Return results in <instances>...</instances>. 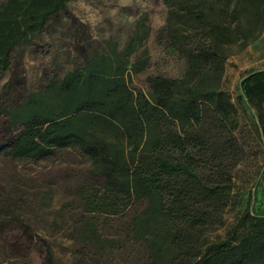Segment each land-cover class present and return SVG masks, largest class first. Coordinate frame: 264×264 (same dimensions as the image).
I'll return each instance as SVG.
<instances>
[{"label": "rangeland", "instance_id": "rangeland-1", "mask_svg": "<svg viewBox=\"0 0 264 264\" xmlns=\"http://www.w3.org/2000/svg\"><path fill=\"white\" fill-rule=\"evenodd\" d=\"M6 1L0 0V5ZM186 6H190V1L70 0L67 12L53 16L30 44H19L13 51V62L0 79V143L11 141L22 127L11 123L6 110L20 106L33 94L44 93L52 82H70V75L85 72L96 58H106L113 77L120 74L135 96H150V76L185 77L190 61L188 51L168 45L166 25L172 9L177 13ZM214 9L219 10H211ZM175 13L172 21L178 45H193L194 37L186 26L195 20L174 17ZM237 22L247 25L248 19L232 23V37L222 46V66L210 74L207 82L210 89L224 87L238 109V127L231 132V147L229 136L221 133L223 137L218 138V125L209 126L211 134H215L212 138L218 140L215 159L210 160L221 161L226 167L234 165L230 199L222 210L211 214L203 227L196 228L189 255L194 251L202 255L208 247L227 242L241 243L254 230L264 229V217L262 221L257 217L264 215V142L255 128L257 120L244 112L238 100L242 79L251 71L264 70V32L254 41L259 25L251 21L255 33L246 35L245 31L235 32ZM188 81L193 83L195 79ZM50 96L52 103L57 100L55 93ZM79 100L75 97L71 101L75 103L70 104L66 117L71 131L104 138L113 152L124 150L128 159L133 146L122 117H101L93 103L78 110ZM204 114L206 120L217 121L211 104H205ZM166 150L171 149L168 146ZM184 153L195 156L197 150L189 147ZM52 161L57 163L49 169L47 165ZM50 179L56 182L53 193L44 196L46 206L39 210L42 186ZM118 191L80 147L60 150L37 161H11L0 155V197L7 196L10 202L0 206V264H47L45 240L61 264H76L83 254V241L99 256L85 253L79 264H148L144 246L127 239L131 225L142 213L143 203L133 202L128 210L116 214L114 201L128 200L125 193ZM102 202L103 210L92 207V203ZM81 210L89 220L86 232L75 223Z\"/></svg>", "mask_w": 264, "mask_h": 264}, {"label": "trees", "instance_id": "trees-1", "mask_svg": "<svg viewBox=\"0 0 264 264\" xmlns=\"http://www.w3.org/2000/svg\"><path fill=\"white\" fill-rule=\"evenodd\" d=\"M69 1L7 0L0 5V79L13 62L15 48L30 44L53 16L67 12ZM188 1L190 6L186 9L170 11L166 25L168 45L188 51L190 61L185 77L150 76V96H135L120 74L113 77L106 58H96L85 72L70 75V82L65 79L52 82L44 93L33 94L20 106L5 111L15 127H22L11 141L0 143V155L11 161H37L60 150L84 149L114 190L128 197L114 201V213L124 212L133 202L142 201L144 208L132 228L129 227L127 239L144 246L148 264H264V229L254 230L238 244L227 242L208 247L202 255L188 252L196 228L203 227L212 213H218L228 204V190L232 186L234 165L226 167L221 161L213 162L218 140L212 138L215 134H211L209 126L218 125V138L223 137L221 133L226 138L229 136L231 147V132L238 127V109L224 87L210 89L207 82L210 74L217 73L222 66V46L232 37L234 21L248 19L247 25L237 22L235 32L252 35L255 33L252 21L259 25L253 40L262 35L264 0ZM213 7L219 10H211ZM174 13V17L195 20L186 26L188 34L194 37L193 45H178L172 21ZM189 78L195 81L191 83ZM238 89L239 103L247 115L257 120L255 128L264 142V70L251 71ZM50 93L57 96L53 103L48 99ZM75 97L77 101L81 98L78 110L93 103L101 117H122L121 123L133 146L128 159L124 150L113 152L104 138L85 131H71L66 117ZM205 104L213 106L218 122L206 120ZM166 146L171 150L167 151ZM189 147L196 149L197 155H185ZM56 163L52 161L47 167L50 169ZM46 182L42 186L39 210L46 206L44 196L52 195L56 184L52 179ZM6 197H0V206L10 205ZM92 204L95 210H103L105 203ZM257 217L260 220L264 215ZM76 219L75 223L86 232L89 220L82 210ZM45 241L46 263L61 264L62 260ZM82 246L79 252L83 254L76 264L81 263L85 253L99 256L84 241Z\"/></svg>", "mask_w": 264, "mask_h": 264}]
</instances>
